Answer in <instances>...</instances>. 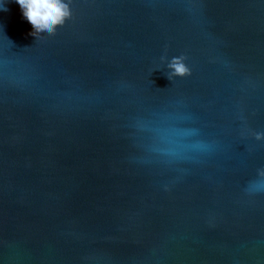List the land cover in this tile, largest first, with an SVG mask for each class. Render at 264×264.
<instances>
[{"label":"water","instance_id":"water-1","mask_svg":"<svg viewBox=\"0 0 264 264\" xmlns=\"http://www.w3.org/2000/svg\"><path fill=\"white\" fill-rule=\"evenodd\" d=\"M70 6L0 0V264H264V0Z\"/></svg>","mask_w":264,"mask_h":264},{"label":"clouds","instance_id":"clouds-1","mask_svg":"<svg viewBox=\"0 0 264 264\" xmlns=\"http://www.w3.org/2000/svg\"><path fill=\"white\" fill-rule=\"evenodd\" d=\"M24 18L33 26L32 35L39 37L42 33L54 35L58 28L63 27L72 17L70 0H17ZM7 10L5 4L2 7ZM166 60L167 57H161ZM186 56H176L168 63L171 69L167 73L171 80L176 76L191 75V68L185 63ZM257 140L264 139V132L253 133ZM259 176L264 178V169L259 170ZM258 189H264V179L253 182Z\"/></svg>","mask_w":264,"mask_h":264}]
</instances>
